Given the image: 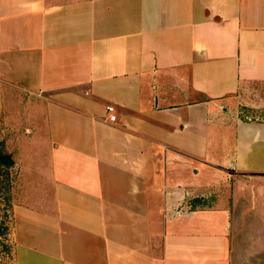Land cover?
Listing matches in <instances>:
<instances>
[{
  "label": "crops",
  "instance_id": "obj_1",
  "mask_svg": "<svg viewBox=\"0 0 264 264\" xmlns=\"http://www.w3.org/2000/svg\"><path fill=\"white\" fill-rule=\"evenodd\" d=\"M257 85L264 0H0L8 264H264Z\"/></svg>",
  "mask_w": 264,
  "mask_h": 264
},
{
  "label": "rangeland",
  "instance_id": "obj_2",
  "mask_svg": "<svg viewBox=\"0 0 264 264\" xmlns=\"http://www.w3.org/2000/svg\"><path fill=\"white\" fill-rule=\"evenodd\" d=\"M244 103L246 101L256 104V107L242 105L245 119L253 121H264V85H257L250 89V92L243 93ZM0 264H8L13 260L12 248L8 239L11 219L9 206L0 199Z\"/></svg>",
  "mask_w": 264,
  "mask_h": 264
},
{
  "label": "built area",
  "instance_id": "obj_3",
  "mask_svg": "<svg viewBox=\"0 0 264 264\" xmlns=\"http://www.w3.org/2000/svg\"><path fill=\"white\" fill-rule=\"evenodd\" d=\"M111 111L113 110L112 107L109 108ZM111 121H115L116 120V116L115 115H111L109 118Z\"/></svg>",
  "mask_w": 264,
  "mask_h": 264
}]
</instances>
